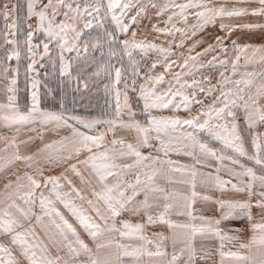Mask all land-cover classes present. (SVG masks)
Listing matches in <instances>:
<instances>
[{
    "label": "snow or ice",
    "instance_id": "6c2138e0",
    "mask_svg": "<svg viewBox=\"0 0 264 264\" xmlns=\"http://www.w3.org/2000/svg\"><path fill=\"white\" fill-rule=\"evenodd\" d=\"M231 2L233 6L229 7L227 6L228 0L220 4H217V0H187L186 3H175L174 0H170L169 3L160 7L154 0H147V2L135 0V3L132 0H107L105 7L102 0H92L91 3L86 2L83 6L76 4L75 0H46V2L39 0L37 8V0H29L27 18L35 16L37 24L34 30H32V25L28 26L30 30L24 41L26 55L31 60L27 66V72L33 71L37 56L42 60L49 54L51 44L60 52L61 75L72 80V65L65 61L63 54L75 51L76 57L79 58L83 51L87 58L89 47H91L101 49L100 54L103 57V46L107 43L109 57L117 54L113 46L120 44L132 64L136 63L133 59V52L136 50L145 56L149 51L159 53L163 59L153 62L150 68L154 70L157 64H160L164 72L170 73L172 78L166 80L164 73L148 75L145 83L140 84L138 89L136 80H132L131 91L137 93L138 100L142 101L141 111L145 116L143 123L137 118V111L132 108L127 83L124 84L123 104L120 99L121 91L119 89L115 91V118L88 121L77 116H67L63 112L41 109L38 91L32 93L31 106L26 111H21L15 96L17 80L15 76L8 79L9 69H3V77L7 81L5 90L8 95L7 102L0 103V122L7 126H14L17 133L37 122L42 126L53 125L57 130L63 127L70 129L68 136L53 143H61L63 147L66 146L64 142H67L74 146L72 152L63 157H53L49 154L45 159L67 160L71 159L72 154L79 156L83 151H86L88 155L79 160L77 164H71L67 169L79 178L85 190L76 188L72 181L63 174L44 177L43 184H41L33 175L24 172L16 174L15 181H9L4 185V193L0 194V264H179L185 251H187L186 264H195L194 241L197 236L216 235L221 240V248H223V241H233L239 237L222 234L218 227L221 220L244 217L252 222L250 227L253 234L248 242L240 243L239 247L251 250L254 246H259L261 250L259 264H264V132L257 130L259 127H264V70L258 74L255 72L244 74L246 77L260 76V83L255 86L254 92L251 91L254 84L252 79L234 80L224 76L223 72L220 74L222 80L217 81L216 84H212L211 80L206 78L209 85L207 88L204 81L198 82L194 77L191 82L182 80L183 76L189 75V61H196L200 56L213 51L214 47H220L225 54L227 53L228 49L223 47L221 37H216L215 45L210 44L203 53H197L195 56L188 55L183 64L169 60V56L174 54L171 52L173 46L184 47L187 40L195 37L205 26L215 24L218 18L223 20L225 17L249 15L264 17V0H231ZM237 4H258L259 7H237L235 6ZM149 8L158 9L157 16H163L169 8L174 9L165 21V28L152 26L154 32L172 37L166 41L168 47L147 40H137L136 32H131V39L127 38L130 24L137 23L138 18ZM102 9L104 10L103 17L101 16ZM189 10H195L193 15L196 21L190 26L188 25ZM133 11L135 15L129 16V13ZM13 12H15V7ZM109 15L115 25L114 32L107 31L103 23ZM0 16L5 21L9 19L6 4L3 10H0ZM57 17H62V19H57ZM177 17L186 25L185 28L175 26L173 21ZM125 20H129L130 23H125ZM94 22L98 28L104 29L105 40L102 43L101 39L96 37L94 42L84 41L81 48L80 38L83 29L92 28ZM5 27L16 29L17 19H13L11 24L6 23ZM235 27L255 29L264 28V24H220L221 31L229 34ZM116 32L124 34L125 38L118 40ZM177 33L181 36L179 43L175 40ZM35 34H42V38L38 43L33 44ZM4 40L14 46L7 59L15 58L19 61L21 53L18 41L9 40L7 34L4 35ZM232 43L237 52L232 61L233 75L237 74V65L242 55L245 65L257 63V53L259 54L258 60L264 62V47L250 45L237 47L235 41ZM197 44L189 46L188 52H193ZM41 47L43 53H40ZM249 51L252 53L251 57L248 56ZM181 55L183 56V53ZM216 60L217 57L213 56L212 61ZM218 62L221 65H227L228 60L220 59ZM2 63L3 61H0V64ZM174 66L179 67L180 71L171 72ZM113 70L115 80L112 87L115 89L116 85L121 83V68L115 67L110 62H104L98 65L97 71L92 75L99 76L101 72H105L111 76ZM13 71L18 74V69ZM75 80L77 91L81 83L85 89L89 87L88 80L82 81L79 75L75 77ZM165 83L168 85L167 89L157 88L158 85ZM38 84L39 81L34 80L33 89H36ZM186 89L192 90L190 95L184 91ZM105 91L106 93L110 91L107 85ZM200 94H203V97H211V101L205 104L203 98H198ZM177 98H179V103H176ZM169 106L173 111L183 108L188 116L152 114L153 110L167 109ZM194 106H198V111L192 115ZM63 107L64 105L61 104V108ZM125 109L127 120L123 119ZM239 112L243 113V124L239 122ZM97 125H104L105 131L96 135L81 131V127L91 130ZM117 129L134 133V142L126 141L123 136L118 137ZM31 130L36 131L34 128ZM109 133L113 138L106 141ZM153 133H155L154 136ZM198 134H204L210 140L220 142L223 148L229 150L231 154L218 153L210 147L207 141H202ZM40 138L42 139V135ZM249 139L250 144H248ZM153 140L159 143V147L156 148L157 155H145L142 149L152 146ZM178 140L186 141V143L174 147V142ZM20 143H27V141H20ZM246 144H248L247 147ZM9 148H19L15 137L0 152H7ZM49 148H52V144H45L43 148L37 150V153L31 155H21L17 150L3 164H0V172L16 161L26 162L27 167H32V164L27 162L33 161L38 153ZM161 152L165 157H168L171 152L185 155L191 157L194 163L185 165L172 159H161L158 155ZM201 157L205 160L207 158L216 160L219 163L216 172L219 173L223 168L237 182L224 180L219 175L213 176L211 173L200 172L199 168L210 167ZM241 158L254 161L255 165L260 167L261 174L258 175L252 167L241 163ZM225 160L238 166L240 170L225 166L223 164ZM121 161L130 162L121 163ZM78 164L84 166L88 173L87 177L79 170ZM37 171L43 176L42 169H37ZM133 172L135 173L134 182L126 179L127 174ZM174 174H179L181 177L187 176L190 179H177ZM197 177L201 178L200 183L205 188L212 187L221 193L228 191L246 193L247 199H215L214 202L221 209L229 210L222 212L219 218L207 220L203 215H194L193 204L197 198L203 201L213 200V197L200 195L196 191ZM61 179L67 182L69 190H63ZM157 179H164L168 185H188L191 189L190 194L175 188L160 186L156 183ZM229 184L230 189L226 187ZM38 189H42L39 195H37ZM45 191L49 194L45 195ZM87 192L91 193L92 198H89ZM141 194L143 199L137 200L136 198ZM52 196L55 197V201L51 199ZM252 197H256L255 204L252 202ZM76 200L81 203L77 204ZM37 201L39 214L34 210ZM56 201L62 204L79 223L93 241L94 248L84 242L73 225L55 207ZM85 202L88 208L83 206ZM253 207L260 209L258 215L261 222L259 223L253 222L254 217L251 211ZM237 209L241 210V214H236ZM90 212H94L95 217L101 223L96 222ZM123 212L142 215L146 219L144 222L137 223H131L125 219L118 221L117 218ZM172 214L187 216L189 221L200 220L207 221V223L197 226L192 222L174 221L170 218ZM149 225L166 226L169 234L156 232L153 234L154 238L150 239L145 234V229ZM37 228H40L50 241L55 249V255L44 244L37 233ZM117 234L121 240H138L142 243L139 245L121 243L116 239ZM166 240L171 241L173 249L171 255L163 249ZM148 245H152L155 250H151ZM179 245L182 247L178 254L176 249ZM226 255L239 261H250L248 256L220 251L221 258ZM82 256L86 259L81 260ZM144 257L149 259L145 261ZM201 259H206V257H201Z\"/></svg>",
    "mask_w": 264,
    "mask_h": 264
},
{
    "label": "rangeland",
    "instance_id": "374dc122",
    "mask_svg": "<svg viewBox=\"0 0 264 264\" xmlns=\"http://www.w3.org/2000/svg\"><path fill=\"white\" fill-rule=\"evenodd\" d=\"M45 1V0H44ZM18 4V29H20L18 34V41H19V50L21 53L20 56V83L23 87L27 90V60L28 57L26 55V46L24 41L26 39V29H27V15L25 9L24 0H16ZM86 2L91 3L92 0H75L76 4H80L83 6ZM135 3V0H132ZM147 2V0H145ZM158 4V6L162 7L165 3H169L170 0H154ZM175 3H186L187 0H174ZM225 0H217V4L224 3ZM103 5L106 7L107 0H102ZM4 5L3 0H0V10ZM75 6V5H74ZM227 6H233L231 0H228ZM237 7H259L258 4H237ZM174 9L169 8L163 16H157L158 9H147L144 14H142L139 18L137 23L130 24L129 35L127 38L131 39V32H136V39L137 40H147L149 42H155L158 45L168 47L166 41L172 39V37L154 32L152 30V26L156 25L159 28H165L166 24L165 21L167 17L171 15ZM64 11V9H61ZM195 10H189L188 14V25L194 24L195 18L194 13ZM118 14V13H117ZM104 10L101 11V16L103 17ZM135 15V11L129 13V16ZM57 19H62V17H57ZM105 25V29L110 32L115 31V25L111 21L110 15L107 19L103 20ZM125 23H130L129 20H125ZM173 23L178 28H185L186 25L180 21L177 17L174 19ZM233 24V25H242L245 23H259L264 24V17H255V16H246V17H233L228 18L225 17L223 20L217 19L215 24H210L205 26V28L197 33L195 37L186 41L185 46L181 48H177L173 46L171 48V52L174 53L173 55L169 56V60H175L178 64H183L184 59L188 55L195 56L197 53H203L204 49H206L210 44L215 45L216 37L223 38V47L228 49L227 53L225 54L220 47H214L213 51L208 52L205 55L200 56L196 61H189V75L183 76L182 80H186L191 82L192 77L195 78L196 81H204L205 87L207 88L209 85L206 82V78L211 80L212 84H216L217 81L222 80L221 72L224 73V76L230 77L234 80H241V79H252L254 81L253 87L251 91H255V86L260 83V76L256 75L253 77H246L244 76L247 72H255L259 73L264 70V62H260L258 60L259 54L257 53L256 59L257 63H249L245 65L244 56H241V60L238 62L237 65V74L233 75L232 72V61L237 54L236 50L233 48V41L236 42L237 47H244L246 45L255 46V47H264V28H255V29H248L244 27H235L232 29L231 33L229 34L226 31H221L220 24ZM168 27H171L168 25ZM5 21L2 16H0V61H3L0 64V77L3 73L4 62L6 60V42L4 40L5 33ZM104 29H100L96 26L95 22L93 27L90 29H83V33L80 38L81 48L83 47L84 41L94 42L96 37L101 39V42L105 40L103 35ZM118 40H123L125 38L124 34L116 32ZM42 38V34H41ZM40 38V39H41ZM176 43H179L181 40V36L179 33L175 35ZM200 42L197 44V42ZM21 43V44H20ZM197 44L195 50L191 53L188 52V47ZM113 50L117 53L115 56L109 57L108 55V45L104 43L103 52L104 56L101 57V49H92L89 47V51L87 54V58H85V54L81 51V56L79 58L76 57V52L73 51L68 56V62L71 63V71L73 79L69 80L67 76L61 75L60 72V52L59 49L56 48L54 45L49 46V54L47 55V60L41 65L42 74L46 76V92H47V99L51 103H59L60 110L55 112H63L67 116H77L84 120H108L115 118L116 113V96L115 91L119 89L121 91V104H123V92L124 84L127 83L129 85L128 94L130 97V103L132 105L133 110L137 111V118L144 122L145 116L142 113V101H139L137 98V93L131 91V84L132 80H136L137 89L139 85L145 83V78L148 75H156L160 73L165 74V79H171L170 73H165L164 68L157 64V67L152 70L150 68L151 64L156 61H161L163 58L160 56L159 53L154 51H149L147 56H145L139 50L133 52V59L136 61L135 64L130 63L129 57L124 54L122 45L115 44L113 46ZM183 53V56L181 55ZM251 51L248 52V56L251 57ZM217 57L216 61H212V57ZM220 59H227V65H221L218 61ZM212 61V63H209ZM104 62H110L115 67L122 69V77L121 83L116 85V88L113 89L112 85L115 80V72L113 70L112 75L109 76L105 72H101L99 76L92 75L94 72L97 71V67L99 64ZM180 68L174 66L171 72H178ZM135 73V75H134ZM79 75L81 80H88L89 87L85 89L83 87V83L80 85V89L76 90V80L75 77ZM108 86L109 92L106 93L105 86ZM168 85L162 84L158 85L157 88L160 89H167ZM178 87V86H177ZM229 87H232L229 85ZM243 87V84H241ZM187 94H191V89H186ZM60 93V99L55 97L56 93ZM75 93V94H73ZM80 94V97L78 95ZM91 98H93V102H91ZM198 98H203L204 103L208 104L211 101V97H203V94H200ZM103 102H99V100ZM95 101V102H94ZM77 102H79L80 107H76ZM176 103H179V98H177ZM61 104L64 105L61 108ZM22 109H26L27 106L21 105ZM53 111V110H49ZM198 111V106H194L192 110V115H195ZM91 112H94V115H91ZM153 115L157 116H180V117H187L188 113L181 108L179 111H173L171 106L167 109L161 110H153ZM239 122L243 124V113L239 112ZM123 119L127 120V110H124ZM187 126H185L186 128ZM82 128V127H81ZM89 135H96L99 132L105 131L104 125H97L94 129H84ZM191 131V129H188ZM155 133H153V136ZM199 138L202 141H207L210 145V139L204 134H198ZM117 136H123L126 141L134 142V133L122 131L117 129ZM112 137V134L109 133L106 138ZM250 141V139H249ZM248 141V142H249ZM180 140L174 142V147L178 145ZM158 141L153 140L152 146L142 149L143 153L151 154L156 152V145ZM250 144V143H249ZM119 147V146H117ZM95 151V149H94ZM172 158V157H171ZM128 161H122V163ZM254 163V161H251ZM255 164V163H254ZM2 178H0L1 181ZM1 184V183H0ZM0 194H3L0 192ZM91 196V193L89 194Z\"/></svg>",
    "mask_w": 264,
    "mask_h": 264
},
{
    "label": "crops",
    "instance_id": "0c3cea01",
    "mask_svg": "<svg viewBox=\"0 0 264 264\" xmlns=\"http://www.w3.org/2000/svg\"><path fill=\"white\" fill-rule=\"evenodd\" d=\"M4 5H7V11L9 13V19L5 21V25L11 24L13 19H17V25H18V4L16 0H3ZM46 2V0L44 1ZM25 3V9H26V15L28 11V3L29 0H24ZM4 5L2 7V10L4 8ZM15 7V12H13V8ZM39 7V0H37V8ZM247 7V6H245ZM37 24V18L35 16L31 18H27V29H26V35L27 32L30 30L29 25H32V30L35 29ZM5 33L7 34V38L9 40L15 39L18 41V34L20 29L18 27L16 29H9L5 27ZM41 34H35L33 37V44H36L40 41ZM6 45V60L4 62V68L9 69L7 76L8 79H11L13 76H15L17 80V84L15 86V96H16V103L18 104L21 111H26L28 107L31 106L32 103V93L33 91H38L39 98H40V108H42L41 105V87H42V68L41 65L44 62V60H47V56H44V58L41 60L39 56L36 57L37 63L34 65V69L32 72H27V89L29 94V101L26 109H22L21 103H20V93H21V83H20V60L17 61L15 58L12 60H8L7 57L11 52L13 51V45L5 43ZM19 44V41H18ZM21 44V43H20ZM20 51V50H19ZM40 53H43V48L41 47ZM71 54V52H65L64 58L65 61L68 62V56ZM27 66L29 63H31V60L28 58L27 60ZM14 69H18V74L14 72ZM38 80L39 84L36 89H33V81ZM7 81L3 77V73L0 77V103H6L7 102V95L8 93L5 90V85ZM46 110V109H43ZM49 111V110H47ZM36 129V131H32L31 129ZM258 131L264 132V127H259L257 129ZM81 131H84L81 128ZM70 133V129L63 127L60 129H55L53 125H40L38 122L29 126H26L24 129H22L19 133L15 131L14 126H7L3 122H0V150H3L5 148V145L9 144L11 140L15 137L17 144L19 145V148H9L7 152H0V164H3L9 156H11L12 153L16 152L17 150L21 155H31L33 153H37V150L40 148H43L45 144H52V148L45 149L44 152L38 153L33 161L27 162L31 163L32 167H27L26 162L23 161H16L14 164L7 166L4 168V171L0 172V192L4 193V185L9 181H15L16 174H22L24 172H28L29 174L33 175L36 179H38L41 184H43L44 177L47 176H60L63 174L66 176L69 180L72 181V183L75 185L76 188L85 190V186L80 183V180L78 177H76L71 171H68L67 169L71 164H77L79 160L84 159L88 153L86 151H83L80 153L79 156H76L75 154H72L71 159L67 160H57V159H45V157H48L49 154H51L53 157H63L68 156L70 152H72L73 145L67 144V142H64L66 146L61 145V143H53V142H59L62 137L68 136ZM42 135V139L40 136ZM32 139H29V138ZM113 137L106 138V141H110ZM20 141H27V143H20ZM210 147L217 150L218 153H223L225 155L231 154L229 150L224 149L223 145L218 141L210 140ZM153 141L151 142V144ZM186 141L180 140L177 146H182ZM250 141L248 142V144ZM246 144V147L248 146ZM158 148L159 143L156 145ZM60 149L59 151H57ZM148 155V154H146ZM149 155H157V153H151ZM161 159H172L175 161H179L180 164L185 165H192L194 163V160L191 157L185 156V155H177L175 152H171L168 157H165L164 154L161 152L158 154ZM172 157V158H171ZM202 160H205L204 157H201ZM130 162V161H128ZM207 164L210 165V167L205 168H199L198 170L200 172H203L205 174L211 173L213 176L219 175L224 180H232L233 183H236V179L234 177H231L227 171H225L223 168L219 173L216 172V168L219 166V163L211 158H207L205 160ZM122 163V161H121ZM241 163H244L247 167H252L257 174H261V169L258 165H255L253 162L241 158ZM223 164L227 167H233L236 168V170H240L238 166L232 165L229 161L225 160L223 161ZM79 170L87 177L88 173L85 171L83 165L78 164ZM37 169L43 170V176L39 174ZM175 178L177 179H190V177L184 176L181 177L179 174H174ZM126 179L131 180L134 182L135 180V173H128L126 176ZM200 177H197V187L196 191L200 195H209L213 197V200L211 201H203L197 198L196 202L193 204V214L194 215H203L207 218V220H212L215 218H219L222 212L229 211L228 209H221L218 204H216L214 201L215 199H240L244 200L247 199L246 193H232L231 191L221 193L220 191L216 190L215 188L209 187L205 188L200 183ZM247 179V178H245ZM60 183L63 185V190L67 191L68 184L65 180L61 179ZM157 184L160 186L166 187V188H175L178 191H181L186 194H190V187L188 185H168L164 179H157ZM242 186V185H238ZM228 189L231 188V185L226 186ZM42 189L37 190V195H39V192ZM98 190V189H97ZM49 193L45 191V195H48ZM89 198H92L89 194L90 192L86 193ZM73 193V197H74ZM51 199L55 201V197L52 196ZM137 200H142L143 195L141 194L136 198ZM256 197H252V202L255 204ZM77 204H80L81 202L79 200H76ZM85 208H88L87 203L85 202L83 205ZM55 207L65 216V218L73 225V227L76 229V231L79 233L81 238L84 240L85 243L89 245V247L94 248L93 241L91 238L87 235V233L83 230V228L79 225V223L70 215V213L63 207L62 204H60L58 201L55 202ZM39 214V207H38V201L37 206L34 209ZM252 215L254 217L253 222H261V218L258 215L260 209L253 207L251 209ZM236 214H241V210L237 209L235 210ZM90 214L96 219V222L101 223L98 218L95 217L94 212H90ZM174 221H179L183 223L192 222L195 223L197 226L206 225L207 221H189L187 216H177L175 214H172L170 217ZM118 221L120 219L129 220L131 223H137V222H144L145 217L142 215L138 216L136 214L130 213V212H123L121 213V216L117 218ZM47 220V218H45ZM34 223V221H33ZM252 222L248 221L246 217L244 218H235V219H227V220H221L220 225L218 226L221 230L222 234H227L229 236H235L239 237L237 240L233 241H223V248H221V240L216 235H205V236H197L196 240L194 241V247L196 248V261L195 264H259L261 260L260 255V247L254 246L251 250L249 249H242L239 247L240 243L248 242V240L252 236V230L251 225ZM156 232H163L165 235H168V229L166 226H160V225H149L145 229V234L148 238L153 239V234ZM37 233L41 237V239L44 241V244L48 246L49 250L52 252L53 255H55V249L52 247L50 241L47 239V237L44 236V233L40 230V228H37ZM107 239V237H105ZM116 239L124 244H132V245H139L142 242L138 240H129V239H123L121 240L119 235L117 234ZM5 243L7 241L5 240ZM148 247L151 250H155L152 245H148ZM180 247L182 245L177 246L176 252L179 254ZM163 249L167 251L170 255L173 251L171 246V241L166 240L163 244ZM220 251H223L225 253L233 252L238 253L242 256H248L250 258L249 262L239 261L235 259L234 257L226 255L225 257L221 258ZM169 255V258H170ZM201 257H206V259H201ZM81 260L86 259L85 257H80ZM149 258L144 257V260L147 261ZM187 261V251L184 252L181 260L179 261V264H186Z\"/></svg>",
    "mask_w": 264,
    "mask_h": 264
},
{
    "label": "trees",
    "instance_id": "16d2710c",
    "mask_svg": "<svg viewBox=\"0 0 264 264\" xmlns=\"http://www.w3.org/2000/svg\"><path fill=\"white\" fill-rule=\"evenodd\" d=\"M43 73V72H42ZM47 77L44 76V74H42V87H41V105L43 109L46 110H53V111H57L60 110V105L59 103H51L48 99H47V92H46V82H47ZM75 94V93H73ZM78 95V94H77ZM80 97V94L78 95ZM55 97L60 99L61 95L60 93H56ZM93 98H91V102H93L92 100ZM99 100V99H98ZM28 101H29V94H28V89L26 90L23 85H21V93H20V103L21 105H23L24 107L28 105ZM95 102V101H94ZM99 102H103L102 100H99ZM76 107H80L79 102H77ZM91 115H94V112H91Z\"/></svg>",
    "mask_w": 264,
    "mask_h": 264
}]
</instances>
